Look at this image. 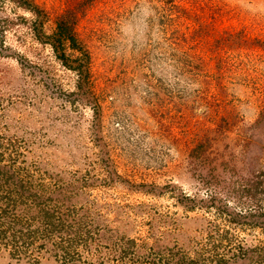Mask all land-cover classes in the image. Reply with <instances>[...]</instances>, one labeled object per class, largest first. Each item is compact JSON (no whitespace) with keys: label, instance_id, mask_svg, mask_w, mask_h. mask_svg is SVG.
I'll return each instance as SVG.
<instances>
[{"label":"rangeland","instance_id":"374dc122","mask_svg":"<svg viewBox=\"0 0 264 264\" xmlns=\"http://www.w3.org/2000/svg\"><path fill=\"white\" fill-rule=\"evenodd\" d=\"M22 2L0 264H264V0Z\"/></svg>","mask_w":264,"mask_h":264},{"label":"trees","instance_id":"16d2710c","mask_svg":"<svg viewBox=\"0 0 264 264\" xmlns=\"http://www.w3.org/2000/svg\"><path fill=\"white\" fill-rule=\"evenodd\" d=\"M10 1H12V2L14 1V3L20 4L19 6H21V4H23L22 0H10ZM30 7L31 6H28V5L25 6L26 9L31 11ZM33 12H35V11H33ZM56 33H57L56 34L57 36H56L55 40L58 43H64V41H72V40L76 39L74 36L73 27H69V29L59 27L58 30H56ZM50 44H52L51 41H50Z\"/></svg>","mask_w":264,"mask_h":264}]
</instances>
